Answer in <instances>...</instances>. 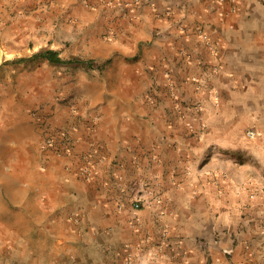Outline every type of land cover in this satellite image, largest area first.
Segmentation results:
<instances>
[{
    "label": "crops",
    "instance_id": "obj_1",
    "mask_svg": "<svg viewBox=\"0 0 264 264\" xmlns=\"http://www.w3.org/2000/svg\"><path fill=\"white\" fill-rule=\"evenodd\" d=\"M54 1L92 77L0 102V264H264V0Z\"/></svg>",
    "mask_w": 264,
    "mask_h": 264
},
{
    "label": "rangeland",
    "instance_id": "obj_2",
    "mask_svg": "<svg viewBox=\"0 0 264 264\" xmlns=\"http://www.w3.org/2000/svg\"><path fill=\"white\" fill-rule=\"evenodd\" d=\"M93 30L54 0H0V102L28 105L37 115L81 98L76 85L92 77L86 65L30 58L40 49L60 51L65 60L84 57L80 46L94 40Z\"/></svg>",
    "mask_w": 264,
    "mask_h": 264
},
{
    "label": "built area",
    "instance_id": "obj_3",
    "mask_svg": "<svg viewBox=\"0 0 264 264\" xmlns=\"http://www.w3.org/2000/svg\"><path fill=\"white\" fill-rule=\"evenodd\" d=\"M220 1H224V0H220ZM230 1L232 3L236 2V0H230ZM44 118L46 119V117H42V121L45 120ZM258 135H259L258 132L254 129H248L246 131L247 138H249L251 140L256 139L258 137ZM45 146L48 148H53V150L55 151V153L58 156H62V155H65L68 153L67 150H65L64 148L60 147V145H58L55 137H52L50 135L47 136V138L45 140ZM94 170H95V166H94L93 162L91 161V159H87L86 165L84 167H82L79 171V176L86 181H90L93 177ZM152 194H153L152 189L149 187H145L143 193L142 192L133 193V196L130 199L131 207L136 211H140L143 208L151 205L152 202L156 199V198H151V196H153ZM118 208L122 209L123 206L119 205ZM126 263L129 264V260H127Z\"/></svg>",
    "mask_w": 264,
    "mask_h": 264
},
{
    "label": "trees",
    "instance_id": "obj_4",
    "mask_svg": "<svg viewBox=\"0 0 264 264\" xmlns=\"http://www.w3.org/2000/svg\"><path fill=\"white\" fill-rule=\"evenodd\" d=\"M30 59H46L50 61L51 63L54 64H72V63H77V64H87L91 66L90 61H82V60H70V61H64L60 57V51L57 50H48V49H40L36 53L33 54V56ZM27 61V58H22L20 62Z\"/></svg>",
    "mask_w": 264,
    "mask_h": 264
}]
</instances>
